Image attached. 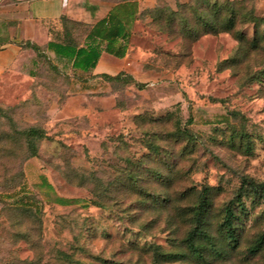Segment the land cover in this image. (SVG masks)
Here are the masks:
<instances>
[{
  "label": "rangeland",
  "instance_id": "rangeland-1",
  "mask_svg": "<svg viewBox=\"0 0 264 264\" xmlns=\"http://www.w3.org/2000/svg\"><path fill=\"white\" fill-rule=\"evenodd\" d=\"M139 1L122 79L68 74L48 57L0 83V264L189 254L203 189L218 238L243 179L264 183V0ZM71 27L82 43L86 28ZM31 128L45 133L36 156ZM236 214L239 244L208 264H264V247L249 252L264 199L244 197Z\"/></svg>",
  "mask_w": 264,
  "mask_h": 264
},
{
  "label": "trees",
  "instance_id": "trees-1",
  "mask_svg": "<svg viewBox=\"0 0 264 264\" xmlns=\"http://www.w3.org/2000/svg\"><path fill=\"white\" fill-rule=\"evenodd\" d=\"M139 0H120L113 11L107 18L100 21L90 31L86 29L84 37V47H80L82 43L78 42L73 35L71 24L80 25L64 19L66 31L68 35L59 36L58 41L50 42L48 50L55 51L60 55L72 57L74 59V69L89 71L94 69L103 52L123 59L128 50V44L131 37L128 24H134L139 17ZM234 18H229L222 28L231 30L234 27ZM205 34L221 33V26L218 24L205 23ZM226 31V30H225ZM87 35V36H86ZM123 41V42H121ZM37 52V62L40 58L48 59L45 50L32 46ZM59 70L57 66L54 65ZM124 76L122 73L111 76L103 75L102 78L107 80H119ZM24 135L31 142V150L33 156H36L35 139L41 140L45 137V133L38 128H31L24 132ZM211 188L203 189L199 196V201L192 209V228L188 232L184 243L187 246L189 254L183 252H161L159 248L154 249L155 264L172 263L186 259L188 255L194 258L199 264H208L211 257L221 258L227 255V249H235L239 244V217L236 214L238 206L243 203L244 197H250L254 200L264 199V183L257 184L251 179L244 178L237 197L232 200L224 209V218L220 224L216 238L211 230L210 212L212 207V199L210 196ZM1 213V209H0ZM264 247V235H262L255 244L250 248L252 255L259 253ZM105 264H121L114 262H104Z\"/></svg>",
  "mask_w": 264,
  "mask_h": 264
},
{
  "label": "crops",
  "instance_id": "crops-1",
  "mask_svg": "<svg viewBox=\"0 0 264 264\" xmlns=\"http://www.w3.org/2000/svg\"><path fill=\"white\" fill-rule=\"evenodd\" d=\"M116 6L106 0H0V83L15 73L29 78L33 75L37 52L32 46L44 49L49 59L68 74L91 78L119 74L129 44L123 59L103 52L96 67L89 71L74 69L72 57L47 49L50 42L69 34L64 19L90 31ZM127 26L131 32L132 24ZM84 46L83 42L80 47Z\"/></svg>",
  "mask_w": 264,
  "mask_h": 264
}]
</instances>
